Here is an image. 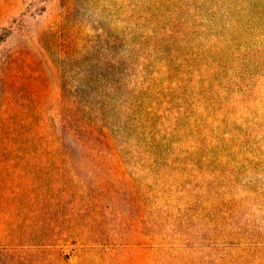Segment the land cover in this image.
<instances>
[{"label":"rangeland","instance_id":"374dc122","mask_svg":"<svg viewBox=\"0 0 264 264\" xmlns=\"http://www.w3.org/2000/svg\"><path fill=\"white\" fill-rule=\"evenodd\" d=\"M0 264H264V0H0Z\"/></svg>","mask_w":264,"mask_h":264},{"label":"trees","instance_id":"16d2710c","mask_svg":"<svg viewBox=\"0 0 264 264\" xmlns=\"http://www.w3.org/2000/svg\"><path fill=\"white\" fill-rule=\"evenodd\" d=\"M104 82H106V85H109L110 91L121 90V82L103 80V83ZM96 85H98L97 81H91L88 85V89L93 91L92 94H82L81 92L73 94L68 91L69 87L65 86L63 90V102L65 107L70 106L72 109L61 114L62 129L65 133L71 136L73 143L86 149L87 152H91L92 154L93 151L98 150L99 147H102L103 145L108 146L107 132L111 131V124L109 122L114 119L112 111L116 110L112 109L113 107L110 106L111 99L109 93L98 94L93 90ZM123 98H128V96L122 93V96L117 98V103L125 101ZM126 101L121 103L120 106L123 107L122 109H125L124 114L126 121L128 120L130 122L134 116V110L129 107V104ZM135 114L138 113L136 112ZM33 132L35 131L33 130L31 133ZM61 138L62 137H60V139ZM64 147L65 144L62 153L65 157H68V152L66 149L64 150Z\"/></svg>","mask_w":264,"mask_h":264}]
</instances>
